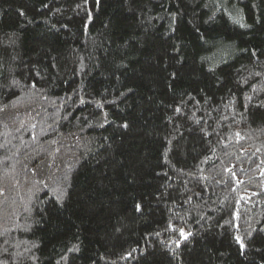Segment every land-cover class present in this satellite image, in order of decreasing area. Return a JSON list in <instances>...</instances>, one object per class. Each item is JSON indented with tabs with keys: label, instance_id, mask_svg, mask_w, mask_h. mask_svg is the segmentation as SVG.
<instances>
[{
	"label": "trees",
	"instance_id": "trees-1",
	"mask_svg": "<svg viewBox=\"0 0 264 264\" xmlns=\"http://www.w3.org/2000/svg\"><path fill=\"white\" fill-rule=\"evenodd\" d=\"M0 264H264V0H0Z\"/></svg>",
	"mask_w": 264,
	"mask_h": 264
}]
</instances>
